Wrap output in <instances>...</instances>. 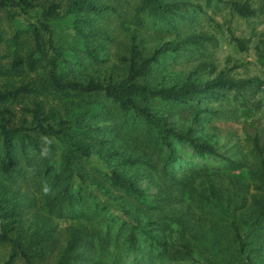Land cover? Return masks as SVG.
I'll return each instance as SVG.
<instances>
[{
	"label": "trees",
	"instance_id": "1",
	"mask_svg": "<svg viewBox=\"0 0 264 264\" xmlns=\"http://www.w3.org/2000/svg\"><path fill=\"white\" fill-rule=\"evenodd\" d=\"M214 1L240 18L257 16L246 0H205ZM110 2L0 0L13 26L0 28V248H8L0 264H131L133 254L138 264H264L260 135L252 137L257 162L244 180L234 173L244 167L238 160L223 158L213 170L181 154L187 147L200 160L221 157L192 126L176 130L162 107L189 109L197 120L203 113L235 118L240 106L258 105L250 97L264 79L222 70L202 81L206 63L171 84L154 78L168 58L198 52L206 37L193 34L145 53L142 14L167 20L203 11L190 0H139L135 28H120L128 37L119 71L109 65L118 34L101 23L121 18ZM230 36L247 49V40ZM259 43L264 58V34ZM130 118L148 127L155 156L129 152L141 147L122 131ZM222 177L226 185H217ZM63 212L75 221L61 241L51 217Z\"/></svg>",
	"mask_w": 264,
	"mask_h": 264
},
{
	"label": "rangeland",
	"instance_id": "2",
	"mask_svg": "<svg viewBox=\"0 0 264 264\" xmlns=\"http://www.w3.org/2000/svg\"><path fill=\"white\" fill-rule=\"evenodd\" d=\"M199 5L202 12H196L192 9L185 10L177 17L169 18L167 20L152 19L147 14L143 13V26L138 30V38L142 40L145 53L161 44L174 41H181L193 34L202 35L206 37L203 40L198 52H193L188 57L176 58L166 60L158 71L155 72L154 78L157 81L173 83L180 77L183 78L196 66L206 63V66L199 72L197 76L202 81L207 78H213L217 72H229L230 77L250 78L258 77L264 79V58L259 55L257 47H261L259 40L263 38L264 34V0H246L251 7L257 11V16L254 18L243 19L232 14L229 7L224 3L214 1L209 5L205 0H190ZM245 1V0H244ZM113 6L119 9L121 18L116 15H111L109 18L101 20V23L115 29L118 34L117 42L120 45H114L111 49L113 56L110 58L109 65H119V71L122 67L121 58L126 54L125 46L127 42L126 32H121L120 28H125L130 25V28H135L132 25L135 7L139 4V0H111ZM119 18V19H117ZM0 28L5 30H12L13 26L8 22L6 12L0 10ZM236 37L244 38L248 41L247 49L242 51L238 48L236 43L232 41L230 31ZM5 46V45H4ZM4 48V47H2ZM210 67L215 68L213 74L209 73ZM253 102H257V106L252 108L240 106L235 118L223 119L220 121L212 120L208 114L203 113L197 120L193 117V113L189 109H181L180 106L164 103L162 105L166 112L172 126L176 130L184 129L192 126L195 129L196 135L204 141L211 143L215 150L221 155L219 158H207L200 160L197 158L190 148L184 147L181 154L187 152L190 155V160L195 165H206L211 169L222 168L226 164L223 158L238 160L242 162L244 167L241 170H234V173H242V179L246 180L247 169L256 164L257 159L252 147V137L258 132L260 135V142L264 147V86H260L254 94L250 97ZM113 123L119 125V120L115 119ZM109 124H112L111 122ZM123 128V133L132 136L140 144V148H134L127 142L132 149H128L134 155L155 156L152 148L149 147L152 141L151 133L148 127L140 120L130 118ZM120 146V143L116 144ZM59 151L56 157H59ZM185 160H188L185 155ZM187 165V164H186ZM188 166V165H187ZM178 168L183 169V165ZM216 179L215 176H210ZM204 179L198 180L196 189H200L204 185ZM226 185V178L216 180V184ZM252 186V183L250 181ZM148 186V185H143ZM154 189L151 188L150 192ZM253 192V190H251ZM228 192L224 195L227 198ZM234 198V196H232ZM180 207V205H178ZM75 219L69 215V212H63L60 215H53L51 223L57 225L55 235L61 241L67 238L66 227L74 222ZM205 228L212 225L209 221L203 218ZM253 231L249 233V237L253 236ZM212 234H217L214 227ZM264 244V241H262ZM216 242L208 240V244L214 245ZM226 246L216 249L224 252ZM217 248V247H216ZM8 248H0V263L6 257ZM137 254L130 255L126 261L135 263Z\"/></svg>",
	"mask_w": 264,
	"mask_h": 264
},
{
	"label": "clouds",
	"instance_id": "3",
	"mask_svg": "<svg viewBox=\"0 0 264 264\" xmlns=\"http://www.w3.org/2000/svg\"><path fill=\"white\" fill-rule=\"evenodd\" d=\"M45 142H46V143H50V141H47V140H46Z\"/></svg>",
	"mask_w": 264,
	"mask_h": 264
}]
</instances>
